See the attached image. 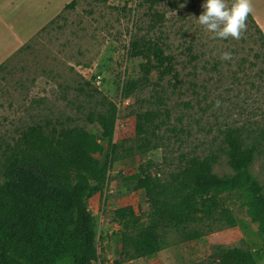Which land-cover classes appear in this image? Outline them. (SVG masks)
Instances as JSON below:
<instances>
[{"label": "rangeland", "instance_id": "1", "mask_svg": "<svg viewBox=\"0 0 264 264\" xmlns=\"http://www.w3.org/2000/svg\"><path fill=\"white\" fill-rule=\"evenodd\" d=\"M72 1L75 5L67 8ZM204 3L4 0L2 18L11 28L15 26L9 16L17 17L28 9L32 14L35 9L38 26L48 13L56 14L63 7L0 66V154L30 125L80 127L94 134L104 147L101 155L93 156L103 166L109 144L101 138L99 126L89 123L87 117L104 112L109 103L117 107L112 143H123L124 148L107 169L101 193L86 202L96 219L100 257L92 264H113L121 258V244L115 235L119 226L111 212L126 206H132L136 214L148 211L144 192L135 190L128 181L140 165L149 161L151 173L164 181L179 167L182 155H213L217 158L213 172L230 175L222 133L239 128L249 144L260 141L264 133L262 40L249 19L242 39H214L195 21L204 11ZM153 13L162 17L154 28ZM135 35L163 43L166 53L174 57L176 78H162L152 71L143 79L140 64L145 61L127 57L126 48ZM224 52L232 58L222 60ZM129 80L138 81L139 86L130 98L123 99L121 87ZM145 113L155 117V145L144 155L133 154L128 147L134 145L136 115ZM250 172L264 193L262 155L256 154ZM100 176L83 160L49 185L72 188L83 184L88 188ZM225 202L235 219L234 227L216 223L211 233L188 242L175 231L164 229L160 231L164 246L159 253L122 264H216L212 254L218 247L241 248L252 254L256 264H264V235L257 231L237 196Z\"/></svg>", "mask_w": 264, "mask_h": 264}, {"label": "trees", "instance_id": "2", "mask_svg": "<svg viewBox=\"0 0 264 264\" xmlns=\"http://www.w3.org/2000/svg\"><path fill=\"white\" fill-rule=\"evenodd\" d=\"M74 5L72 1L67 8ZM161 18L152 14V28ZM248 19L264 45L262 31L251 15ZM126 49L128 58L145 61L140 64L144 80L152 71L162 78H176L174 57L166 53L163 43L135 35ZM138 86V81L125 82L121 97L130 98ZM116 115V105L109 103L104 112L87 117L89 123L99 126L101 138L109 144L103 166L93 156L101 155L104 147L94 134L80 127L57 129L34 124L6 144L0 154V264H92L100 259L96 219L86 202L101 193L107 169L124 148L123 143H112ZM154 120L150 113L136 115L134 145L128 147L133 154L144 155L155 145ZM222 134L230 175L213 172L217 162L213 155H182L179 167L167 180L151 173L149 161L128 178L135 190L144 192L148 211L136 214L132 206H126L111 212L121 244V258L113 264L159 253L164 246L160 231L164 229L175 231L188 242L211 233L216 223L234 227L235 219L225 202L230 196L241 200L248 218L264 235L263 188L250 172L256 154L264 157V133L261 142L252 144L239 128H227ZM83 160L101 174L95 185H49ZM212 258L216 264H256L252 254L241 248L218 247Z\"/></svg>", "mask_w": 264, "mask_h": 264}, {"label": "clouds", "instance_id": "3", "mask_svg": "<svg viewBox=\"0 0 264 264\" xmlns=\"http://www.w3.org/2000/svg\"><path fill=\"white\" fill-rule=\"evenodd\" d=\"M204 11L195 21L214 39L240 40L247 31V19L253 11L251 0H205ZM222 60H230L231 53L224 52Z\"/></svg>", "mask_w": 264, "mask_h": 264}, {"label": "crops", "instance_id": "4", "mask_svg": "<svg viewBox=\"0 0 264 264\" xmlns=\"http://www.w3.org/2000/svg\"><path fill=\"white\" fill-rule=\"evenodd\" d=\"M68 1L69 0H67V2ZM251 3L253 11L250 15L264 35V0H251ZM34 4H36V2H34ZM5 6L4 0H0V25L4 27V29L0 28V66L7 59L11 58L16 52H18L23 45L29 43L38 30L42 28V25L57 16L63 7L61 6L56 14L48 13L46 18L42 19L38 26L35 24V21L37 20L35 9L32 14L30 9H28L20 12V15L17 17L9 16V20L12 25L15 26L11 28L10 24L2 18ZM31 17L34 22L32 25ZM5 33L9 35V39L7 41L5 40Z\"/></svg>", "mask_w": 264, "mask_h": 264}]
</instances>
